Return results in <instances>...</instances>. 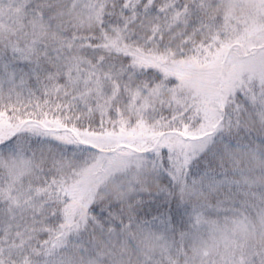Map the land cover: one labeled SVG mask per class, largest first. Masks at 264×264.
I'll use <instances>...</instances> for the list:
<instances>
[{
    "label": "snow or ice",
    "instance_id": "6c2138e0",
    "mask_svg": "<svg viewBox=\"0 0 264 264\" xmlns=\"http://www.w3.org/2000/svg\"><path fill=\"white\" fill-rule=\"evenodd\" d=\"M0 264H264V0H0Z\"/></svg>",
    "mask_w": 264,
    "mask_h": 264
}]
</instances>
